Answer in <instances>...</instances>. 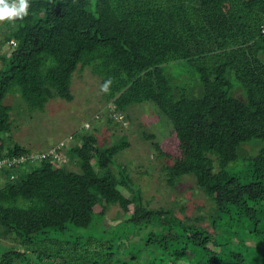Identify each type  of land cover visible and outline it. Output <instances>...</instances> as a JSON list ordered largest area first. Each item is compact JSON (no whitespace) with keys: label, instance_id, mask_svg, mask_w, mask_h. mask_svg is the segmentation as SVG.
Segmentation results:
<instances>
[{"label":"trees","instance_id":"trees-1","mask_svg":"<svg viewBox=\"0 0 264 264\" xmlns=\"http://www.w3.org/2000/svg\"><path fill=\"white\" fill-rule=\"evenodd\" d=\"M29 5L22 20L0 23V264H264V0ZM85 68L101 86L112 81L103 94L113 114L150 110L155 132L144 138L169 161L167 185L192 178L214 205V229L255 240L249 263L177 203L144 204L118 161L124 135L99 145L91 124L55 143L75 169L13 141L7 97L29 116L54 98L69 103ZM112 207L120 218H107Z\"/></svg>","mask_w":264,"mask_h":264},{"label":"rangeland","instance_id":"rangeland-1","mask_svg":"<svg viewBox=\"0 0 264 264\" xmlns=\"http://www.w3.org/2000/svg\"><path fill=\"white\" fill-rule=\"evenodd\" d=\"M5 31L6 28L0 27V34L3 35ZM183 69L180 67L178 70L182 72ZM71 92L73 95L71 102L67 103L54 98L49 101L43 112L37 111L30 116L26 112V106L19 99L14 101L13 97H7L5 103L14 106V112L10 113V115L13 113L11 119L14 121L12 125L13 141L21 146L36 147L38 151L44 150L53 143H61L75 130L79 132L80 130L77 129H87L86 123L88 121L92 122L96 128L94 132L99 145H104L102 136L110 139V136L121 138L124 135L127 138L128 147L123 151L124 153L118 154V161L121 162L124 158L125 168H128L126 173L131 183L139 189L144 204L156 208L161 205H171L173 202L177 203L184 209L185 216L200 218L196 221L197 225H201L212 235L219 234L217 238L220 239V242L227 243L228 251L238 250V253L243 255V262H250L253 258V252H256L254 250L255 240L246 234L243 236V243L239 245L240 237L234 235L232 238L234 229L231 232L225 227L221 230L214 229L211 224L212 221L208 218L210 211L214 209V205L195 187V181L192 178L186 176L173 187L167 185L164 167L169 161L158 158L150 141L144 138V135L155 132L149 126L148 121L151 113L149 114L150 110L144 104L131 106V110L125 114H113L111 103L105 100L103 91H101L100 78L87 68L74 74ZM234 96L242 98V93L237 90L234 92ZM95 116L99 118L98 121L93 119ZM108 116L113 117L114 121H107ZM126 116L130 119H125L126 122L124 123L118 122L119 118ZM88 125L90 128L87 130H91V123ZM158 128L162 130L161 125ZM76 142L77 139L74 143ZM64 163L70 169L76 168L69 161H66V158ZM136 187L135 191H137ZM129 193L130 191H125L123 194L128 197ZM120 214L121 211L118 207H112L107 211V218L117 219L120 218ZM138 238L140 240L139 236ZM10 239H14V237L12 236ZM2 243L8 247L13 242L3 240Z\"/></svg>","mask_w":264,"mask_h":264},{"label":"clouds","instance_id":"clouds-1","mask_svg":"<svg viewBox=\"0 0 264 264\" xmlns=\"http://www.w3.org/2000/svg\"><path fill=\"white\" fill-rule=\"evenodd\" d=\"M29 0H0V23L8 22V23H14L16 20H22L24 17L28 15V9H29ZM112 81L109 79L107 80L102 86L101 91L104 93H108L110 89ZM94 120L98 121V117H93ZM118 119V118H116ZM114 121V119H112ZM119 120H121L119 118ZM90 124L91 122L88 121ZM86 123V128L89 129V125ZM92 124V123H91ZM64 143V142H63ZM56 145L53 143L51 146H48L46 148V151H48L49 155H53L55 163L63 164L65 161V158L62 155H59L56 151ZM54 153H52V150H54ZM65 164V163H64Z\"/></svg>","mask_w":264,"mask_h":264},{"label":"built area","instance_id":"built-area-1","mask_svg":"<svg viewBox=\"0 0 264 264\" xmlns=\"http://www.w3.org/2000/svg\"><path fill=\"white\" fill-rule=\"evenodd\" d=\"M15 45H16V42H15V41H12V40H11V41L9 42V46H15ZM62 144H63V143H62ZM59 147H60V145L56 147V150H57ZM54 151H55V149L52 150V153H54Z\"/></svg>","mask_w":264,"mask_h":264}]
</instances>
